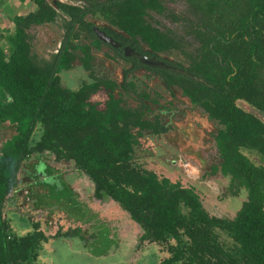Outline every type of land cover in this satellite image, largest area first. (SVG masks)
I'll use <instances>...</instances> for the list:
<instances>
[{"label": "trees", "instance_id": "16d2710c", "mask_svg": "<svg viewBox=\"0 0 264 264\" xmlns=\"http://www.w3.org/2000/svg\"><path fill=\"white\" fill-rule=\"evenodd\" d=\"M30 1L35 7L9 16L13 27L4 28L6 45L0 44V123L7 121L15 129L0 144V264H36L49 238L35 220L28 231L18 233L12 218L19 214L6 208L22 161L45 151L72 159L92 180L97 197L116 200L139 224L142 241L165 247L168 255L155 264H264V0H186L197 17L179 13V19L196 44L184 51L188 63L170 61L204 81L160 68L166 87L180 83L218 125L214 140L220 161L211 170L230 176L232 194L241 188L245 193L232 216L209 213L194 187L135 161L139 135L145 128L157 131L159 119H146L141 105L123 103L121 88L132 89L134 80L118 83L94 76L77 88L60 82L59 71L74 57L72 48L83 50L85 64L89 56L86 43L72 40L78 30L101 41L86 14L99 13L110 23L104 26L107 33L121 36V29L150 53L181 47L184 37L176 39L171 29L147 18L150 10L161 9V1ZM59 9L66 18L62 40L53 58L40 64L30 55L27 28L54 20ZM101 87L106 98L99 105L92 95Z\"/></svg>", "mask_w": 264, "mask_h": 264}, {"label": "rangeland", "instance_id": "374dc122", "mask_svg": "<svg viewBox=\"0 0 264 264\" xmlns=\"http://www.w3.org/2000/svg\"><path fill=\"white\" fill-rule=\"evenodd\" d=\"M2 1L0 44L5 46L4 28L13 27L9 16L15 12L24 14L35 7V4L30 0ZM60 1L86 3V0ZM160 1L163 5L161 9L150 10L147 18L161 29H171L176 33V39L177 35L184 37L182 38L184 44L181 47L179 45L161 52L169 58L188 63L190 60L184 51L193 50L196 39L192 36L193 33L185 32L183 19L180 22L179 13L188 14L193 19L197 16L192 13L186 0ZM49 2L53 3V0ZM60 11L59 9L54 20L34 23L27 28L31 43L30 55L40 64L53 58L62 40L66 18ZM85 17L94 23L110 24L101 18L99 13L86 14ZM78 31L72 40L79 45L86 43L89 56L85 64L83 50L80 47L72 48L74 57L70 66L59 71L61 84L77 88L84 81L94 80V76L108 77L119 82L122 77L121 67L126 63L114 57L112 50L106 45L94 43L84 29ZM152 74L144 69H138L133 71L128 79L136 81L138 91L159 98L170 108H163L166 112L159 117L161 123H166L163 131L154 133L142 130L135 146V161L143 167L155 170L159 176L166 175L173 181L179 180L183 186L194 187L209 213L232 216L245 198V193L241 188L239 193L232 194L228 187L230 176L223 175L219 169L211 170L212 164L220 161L214 140L218 125L214 120L206 118L201 106L191 104L180 83L172 86L175 93L173 95L164 89L162 82L152 77ZM121 96L126 106L140 104L141 98L133 90L125 91ZM105 98L104 87L92 95V99L99 105H102ZM238 103L248 108L243 101L238 100ZM155 105L153 104V108L150 109V117L158 112ZM168 119H172L171 122H168ZM190 119L193 120L192 124L197 126L196 134L199 136L197 141L193 142L194 145L189 146H186L187 140L184 138V145L179 149L177 146L179 139L176 140L174 136L175 134L177 137L174 126L185 125ZM13 132L14 124L7 121L0 123V144ZM194 150L197 151V158L192 156ZM173 157L177 160L173 161ZM39 159L51 163L52 168L61 176L60 179L57 178V187L51 182L37 178L34 165ZM180 159L182 162L178 161ZM93 185L88 175L79 170L72 159H57L49 151L32 154L22 161L17 181L11 191V204L8 203L6 208L11 210V214L12 210L19 214L13 216L16 220L12 218L16 227L14 229L18 233L24 234L28 231L31 228L30 221L35 220L49 235L36 258V264H155L168 255V251L161 244L142 241L140 239L142 229L139 224L129 217L128 212L116 200L108 196L97 197L93 192ZM23 219L28 221L21 225ZM59 229L67 233L57 234Z\"/></svg>", "mask_w": 264, "mask_h": 264}, {"label": "flooded vegetation", "instance_id": "af4514ba", "mask_svg": "<svg viewBox=\"0 0 264 264\" xmlns=\"http://www.w3.org/2000/svg\"><path fill=\"white\" fill-rule=\"evenodd\" d=\"M61 10V9H60ZM105 25H107V24H105ZM105 25H103V24H100V23H94L93 22V24H92V29H93V27L94 26H97V27H99L100 29H103L104 31H105V29H104V26ZM94 30V29H93ZM117 31H119L120 33H121V36H113V35H111V34H109V33H107L106 31H105V33L107 34V35H109V36H111L112 38H114L116 41H118V42H120V44H118V45H113V44H111V43H109L108 41H105V40H103V39H101V38H99L98 36H97V34L95 33V35H96V37L97 38H99L101 41H99V42H95V38L91 35V34H89L87 31V34L89 35V36H91L92 37V39H93V41H94V43H96V44H102V45H106L107 47H109L111 50H112V55L114 56V57H117V58H120L123 62H125L126 64L125 65H123L122 67H121V73H122V77H121V79H120V81L118 82V83H120V82H122V81H124V80H126V81H128V78L130 77V75H131V73L133 72V71H137L138 69H144L145 71H147V72H152L153 74H152V77H155V78H158V80H160V82H162V85H163V88L164 89H166V90H168L171 94H175L174 92H173V90H172V86L174 85V84H172L170 87H166L165 86V84H164V77L162 76V72H161V69L160 68H167V67H160V66H156V65H151V64H147V63H144V62H141L137 57H135V56H133V55H126L125 53H124V46H131V47H133L135 50H137V51H139L140 53H143V54H146V55H149V56H152V55H154L156 58H160V59H163V60H165V61H168V62H170V63H173L174 64V62H172V61H170V60H173L172 58H169L167 55H164L162 52H158V53H150L151 51H150V48L149 47H147V46H145L144 44H140L139 46H135L131 41V38L130 37H128L129 36V34L128 33H125L123 30H121V29H117ZM95 32V31H94ZM133 58H135V59H133ZM176 65V64H175ZM125 69H129V70H127L126 71V74H125ZM167 69H170V68H167ZM174 71V70H173ZM126 75V77H125V75ZM130 80V79H129ZM133 80V79H132ZM126 83H129V82H126ZM137 83H136V81L134 80V85H133V88H135L134 90H133V88L132 89H130V88H121V87H117L116 88V92H117V90H118V88H121L122 89V92H125V91H129V90H133V91H135V93H137L138 94V96L141 98V100H140V104L139 105H141V108H142V110H143V116H145V118L146 119H154L156 116L158 117V119H159V124H158V130L157 131H153V130H151V129H149V128H145V130H148V131H151V132H154V133H156V132H159V131H163V129H164V126H165V124H163V123H161V121H160V118H161V116H160V114H164L165 112H166V110H164L163 108H166V109H168V108H170V107H167V106H165V103H163V101L162 100H160L159 98H157V97H150L149 96V94L148 93H146V92H141V91H138L137 90V85H136ZM176 85V84H175ZM180 87V86H179ZM182 89V88H181ZM142 94V95H141ZM143 94H145V95H143ZM184 94V93H183ZM186 95V94H185ZM187 97H188V99H189V101L191 102V104H193V105H197V104H195V103H193L192 101H191V99H190V97L188 96V95H186ZM153 104H156L155 106L156 107H158L157 109H158V112H155L154 114V116L153 117H150L149 115H150V109L151 108H153ZM139 105H137V106H139ZM204 110V109H203ZM168 111V110H167ZM204 114H205V116H206V118L208 119V120H210L211 121V118L208 116V114L206 113V111L204 110ZM160 117V118H159ZM172 120V119H171ZM171 120H167L168 122H171ZM192 119H190V121H188L185 125H179V126H177L176 127V125L174 126V130L176 129V131H177V137H176V135L174 134V136H175V138H176V140L177 139H179V141H178V147H179V149H181L182 147H183V145H184V143H183V139L184 138H186V146L188 145H194L193 144V142H196L197 141V138H198V134H196L197 133V126L196 125H193L192 124ZM185 148V147H184ZM195 149H196V147H195ZM178 152V151H177ZM197 151L196 150H194V155H192L193 156V158H195L196 156H197V153H196ZM191 154H193V152L191 153ZM197 158V157H196ZM173 161H176L177 159H176V157H173V159H172ZM179 162H182L181 161V159L180 160H178ZM51 164V163H50ZM48 162H46V161H44V160H42V159H39L36 163H35V165H34V169H35V173H36V175H37V178L39 179V180H44L45 181V179H48V180H50V181H54L53 183H51L54 187H57V183H56V180H54L55 178L57 179H60L61 178V176H59V174H57L58 172L56 171V170H54L53 168H52V164L50 165ZM37 166H39V169H38V171H37ZM67 185V184H66ZM67 186H69V185H67Z\"/></svg>", "mask_w": 264, "mask_h": 264}, {"label": "water", "instance_id": "95a60500", "mask_svg": "<svg viewBox=\"0 0 264 264\" xmlns=\"http://www.w3.org/2000/svg\"><path fill=\"white\" fill-rule=\"evenodd\" d=\"M95 33L97 34V36L105 41H108L109 43L113 44V45H118L120 44V42L116 41L114 38H112L111 36L107 35L105 33V31L103 29H100L97 26L93 27ZM124 53L126 55H133L135 57H137L141 62L147 63V64H151V65H156V66H160V67H167L170 68L176 72H181L183 74L189 75L191 78L195 79V80H201L204 81V78L200 75H197L187 69H185L183 66H178L175 65L173 63H170L168 61H165L163 59L160 58H156L154 55L149 56L143 53H140L139 51L135 50L133 47L131 46H124ZM37 169H39V166H37ZM49 179V178H48ZM48 179H45L46 182L48 183H53L54 181H50ZM56 180V183L58 182V179H54ZM58 184V183H57Z\"/></svg>", "mask_w": 264, "mask_h": 264}]
</instances>
